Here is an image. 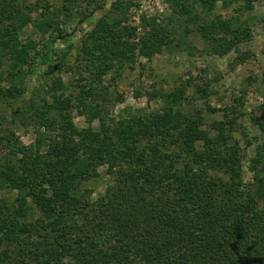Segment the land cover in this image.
<instances>
[{"label":"trees","instance_id":"1","mask_svg":"<svg viewBox=\"0 0 264 264\" xmlns=\"http://www.w3.org/2000/svg\"><path fill=\"white\" fill-rule=\"evenodd\" d=\"M71 1L0 0V104L23 101L27 80L41 69L71 68L69 56L84 58L92 78L79 82L76 95L55 80L47 97L38 93L39 101L14 112L35 128L34 145L0 133V192L17 193L13 201L0 198V264H264V147L249 160L246 185L236 120L215 123L213 136L200 112L186 110L183 91H152L163 106L148 116H112L104 78L135 65L137 53L151 61L173 34L148 21L139 43L122 40L135 36L123 23L137 0H116L75 48L60 19L73 17ZM165 1L174 15L199 24L209 53L220 56L252 40L242 15L257 2L264 7V0ZM218 4L235 6L236 14L215 15ZM105 7L86 9L80 24ZM30 24L41 39L22 42ZM238 53L239 62L247 60ZM74 111L87 129L75 125ZM103 167L112 183L93 201L84 186Z\"/></svg>","mask_w":264,"mask_h":264},{"label":"rangeland","instance_id":"2","mask_svg":"<svg viewBox=\"0 0 264 264\" xmlns=\"http://www.w3.org/2000/svg\"><path fill=\"white\" fill-rule=\"evenodd\" d=\"M35 4V0H30ZM70 4L73 17L63 21V29L71 36L75 48L84 36L90 33L97 22L104 19L113 10L116 0H73ZM105 2L104 10L94 13L93 17L85 23L80 20L86 13V9H92L95 5ZM57 7L63 6L64 0H54ZM235 6L227 10L218 4L215 15L229 18L235 15ZM41 11V10H39ZM127 19L123 26L133 30L134 37L128 40L139 43L145 33L148 21H155L161 28H167L174 38L171 46L163 48V52L153 56L149 61L137 53L136 64L132 67H124L119 74H109L104 78V86L109 87L112 94L110 102L106 103L108 110L114 117L122 115L148 116L159 112L163 106L162 100H151L149 95L152 91L161 94H173L183 91L188 103L185 104L187 111L196 115L200 112L205 125L202 129L208 130L213 136L217 134L213 125L217 122L236 120L234 139L239 142L241 155H243L244 182L251 184L253 174L250 171L249 160L254 157L257 147H264V130L256 123L264 124V7L262 2L255 4V10L251 14L242 15L247 20L252 40L241 45L238 51H232L227 55L220 56L209 53V47L197 33L199 24L189 23L187 18H179L174 15L171 7L165 0H137L127 11ZM37 14H32L35 20ZM213 16L211 17V19ZM160 29V28H159ZM32 24L24 28L20 39L25 42L29 38L41 39L36 35ZM129 35V34H128ZM66 45L61 42L60 51H65ZM191 48V49H190ZM78 51V50H77ZM247 55V60L239 62V53ZM78 53V52H77ZM71 68H63V71L41 69L36 76L27 80V91L23 101H12L0 104V133L8 134L11 131L22 145L30 147L35 144L36 130L33 126L21 124L15 118L17 109L27 108L30 101L40 97H47L48 84L55 80H61L68 89L67 94L78 93L79 82L87 84L92 80L90 69L84 58L69 56ZM113 77V78H112ZM4 87L7 89L8 85ZM202 91L207 96L202 99ZM40 93V97L38 96ZM37 95V96H35ZM210 108L212 111H209ZM75 125L80 129H87L88 124L84 117L74 111ZM94 130H99V124L92 125ZM254 145L248 147L246 141ZM47 148L44 147L42 153ZM3 152L0 150V154ZM100 176L87 183L84 188L93 191L92 200H97L104 195L107 187L112 183L111 177L106 172V167L100 169ZM17 193L0 192V198L9 201L15 200Z\"/></svg>","mask_w":264,"mask_h":264}]
</instances>
